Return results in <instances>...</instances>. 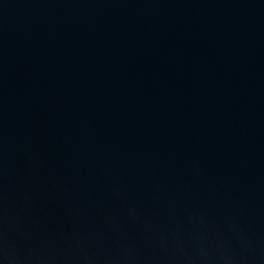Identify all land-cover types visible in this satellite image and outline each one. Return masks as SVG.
Listing matches in <instances>:
<instances>
[{
  "label": "water",
  "instance_id": "water-1",
  "mask_svg": "<svg viewBox=\"0 0 264 264\" xmlns=\"http://www.w3.org/2000/svg\"><path fill=\"white\" fill-rule=\"evenodd\" d=\"M0 264H264V0H0Z\"/></svg>",
  "mask_w": 264,
  "mask_h": 264
}]
</instances>
